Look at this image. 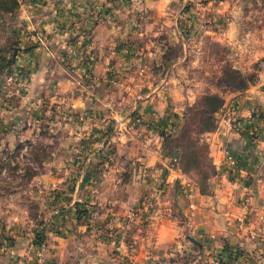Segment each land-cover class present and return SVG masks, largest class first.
<instances>
[{"label": "crops", "instance_id": "0c3cea01", "mask_svg": "<svg viewBox=\"0 0 264 264\" xmlns=\"http://www.w3.org/2000/svg\"><path fill=\"white\" fill-rule=\"evenodd\" d=\"M85 3L72 14L67 49L56 47L59 58L54 49L39 61L28 55L38 63L22 107L24 118L35 109L62 120L76 186L53 196L65 207L54 201L55 217L38 230L43 256L35 241L12 249L8 264H219L229 249L244 254L239 262L264 264V81L226 103L209 137L217 172L204 193L164 144L177 63L165 53L184 41L174 24L186 0ZM241 18L234 9L232 19ZM231 157L242 172H231ZM87 202L97 204L96 218Z\"/></svg>", "mask_w": 264, "mask_h": 264}, {"label": "rangeland", "instance_id": "374dc122", "mask_svg": "<svg viewBox=\"0 0 264 264\" xmlns=\"http://www.w3.org/2000/svg\"><path fill=\"white\" fill-rule=\"evenodd\" d=\"M80 1L85 0H0V264H8L12 249L44 243L45 231L38 230L55 217L51 205L58 198L53 196L76 186L74 153L67 148L68 136L57 132L62 120L53 111L46 118L37 116L35 109L29 111L32 117L24 118L22 107L31 92L30 73L39 55L54 49L55 61L60 56L56 47L67 49L72 14L86 7ZM179 8L184 17L174 27L184 41L171 42L165 53L177 63L169 71L174 81L167 89L173 97L174 115L164 144L176 166L206 193L217 169L211 156V134L199 130L198 110L211 104L205 97L224 99L213 113L216 130L231 97L264 81V0H186ZM234 9L242 13L241 21L232 19ZM32 51L38 57L34 63L27 58ZM106 155L111 157V153ZM59 176L66 178L57 181ZM64 201L59 199L54 207H65ZM86 204L90 219L96 218L97 204ZM36 252L41 253L39 248ZM263 252L259 254L264 257ZM227 253L229 257L221 258L219 264H247L239 262L244 257L240 249Z\"/></svg>", "mask_w": 264, "mask_h": 264}, {"label": "trees", "instance_id": "16d2710c", "mask_svg": "<svg viewBox=\"0 0 264 264\" xmlns=\"http://www.w3.org/2000/svg\"><path fill=\"white\" fill-rule=\"evenodd\" d=\"M208 98L211 101V104L208 107H201L199 112V121L201 123L200 125V133H203L206 131V133L211 134L213 131H215L216 128V118L214 117V111H216L219 107H221L224 103V99L222 97H205ZM164 143L167 144L166 137H170V133L166 132L164 133ZM195 160L198 161V155L195 156ZM177 162L174 163V166L176 168L183 169L180 166H176ZM230 250V249H229Z\"/></svg>", "mask_w": 264, "mask_h": 264}, {"label": "built area", "instance_id": "2783aa9c", "mask_svg": "<svg viewBox=\"0 0 264 264\" xmlns=\"http://www.w3.org/2000/svg\"><path fill=\"white\" fill-rule=\"evenodd\" d=\"M253 118V116H252ZM253 120V119H252ZM230 169L232 173H238V172H242L243 171V167L241 166V164L239 163V161L236 158H232L230 159ZM131 215H135L134 211H131ZM47 248V244L44 242L41 244L40 246V251H41V256H43L45 250Z\"/></svg>", "mask_w": 264, "mask_h": 264}]
</instances>
